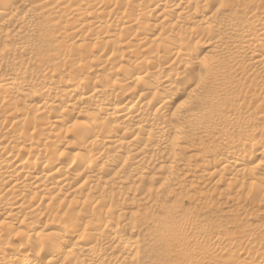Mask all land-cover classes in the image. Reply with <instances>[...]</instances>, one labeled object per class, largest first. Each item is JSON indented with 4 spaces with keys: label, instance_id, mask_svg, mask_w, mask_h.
<instances>
[{
    "label": "bare ground",
    "instance_id": "obj_1",
    "mask_svg": "<svg viewBox=\"0 0 264 264\" xmlns=\"http://www.w3.org/2000/svg\"><path fill=\"white\" fill-rule=\"evenodd\" d=\"M260 209L264 0H0V264H264Z\"/></svg>",
    "mask_w": 264,
    "mask_h": 264
},
{
    "label": "rangeland",
    "instance_id": "obj_2",
    "mask_svg": "<svg viewBox=\"0 0 264 264\" xmlns=\"http://www.w3.org/2000/svg\"><path fill=\"white\" fill-rule=\"evenodd\" d=\"M184 207H190V203L189 202H185ZM218 216L221 217L220 214H218ZM216 219V218H214ZM250 221H252L253 223H260V222H264V210L260 209V212L256 213L254 216L250 217Z\"/></svg>",
    "mask_w": 264,
    "mask_h": 264
}]
</instances>
